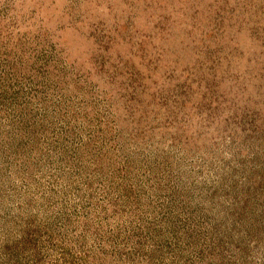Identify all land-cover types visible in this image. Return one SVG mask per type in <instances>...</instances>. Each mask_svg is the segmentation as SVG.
<instances>
[{
  "label": "rangeland",
  "instance_id": "374dc122",
  "mask_svg": "<svg viewBox=\"0 0 264 264\" xmlns=\"http://www.w3.org/2000/svg\"><path fill=\"white\" fill-rule=\"evenodd\" d=\"M0 264H264V0H0Z\"/></svg>",
  "mask_w": 264,
  "mask_h": 264
}]
</instances>
